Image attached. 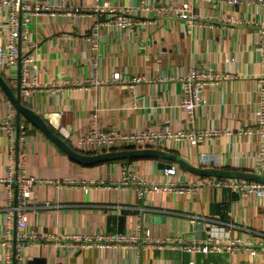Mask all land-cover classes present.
<instances>
[{
    "label": "crops",
    "instance_id": "1",
    "mask_svg": "<svg viewBox=\"0 0 264 264\" xmlns=\"http://www.w3.org/2000/svg\"><path fill=\"white\" fill-rule=\"evenodd\" d=\"M106 1L53 0L62 9L55 14L49 10L35 14L29 40L18 14L20 54L32 50L42 81L65 84L61 91H43L23 100L64 137L66 129L73 131L70 141L76 147L77 135L93 120L107 129L155 125L172 130L218 129L219 134L208 135L195 145L190 141L172 143L165 150L200 167L264 172L259 156L264 137L253 125L263 68L259 22L264 20V6L257 0H183L191 3L194 13L185 19L144 9L149 3L167 4L170 0H111L116 7L134 8L132 18L136 21L121 25L112 9H90ZM9 23V9L0 7V42L8 38ZM193 65H211L232 76L207 85L203 103L191 120L182 100L183 76ZM118 72L144 79L132 92L126 83L113 80ZM3 74L17 93L19 62L7 66ZM94 76L100 83H92ZM67 80L71 82L67 84ZM81 80L83 84H79ZM9 100L0 86V118L6 115ZM20 122L19 131L27 133L28 171L42 179L26 202L28 229L40 234L129 233L137 231L143 219L155 238L183 235L186 240L201 241L215 235L252 244L257 252H189L170 243L140 247L95 243L82 249L54 243L19 246L15 236L18 215L12 209L18 204L16 186L10 194L8 184L0 181V264H15L19 253L24 256L23 264H264V197L208 185L196 193L165 189L156 185L169 179L160 161L179 168L172 177L175 180L192 181L202 174L156 156L80 162L23 115ZM251 126L253 131L248 130ZM19 156L17 140L13 142L0 127V177L7 176L12 166H19ZM126 166L133 179L141 182H120ZM9 211L13 214L10 222L6 217ZM9 230L11 238L7 237Z\"/></svg>",
    "mask_w": 264,
    "mask_h": 264
},
{
    "label": "built area",
    "instance_id": "2",
    "mask_svg": "<svg viewBox=\"0 0 264 264\" xmlns=\"http://www.w3.org/2000/svg\"><path fill=\"white\" fill-rule=\"evenodd\" d=\"M53 0H0V7H6L10 11V31L8 38L5 42H0V72L5 73L6 68L11 65L20 64V86L21 94L23 98L30 99L31 96L39 92H56L61 91L64 83L53 81L44 82L38 76L37 70V57L32 50L20 54V44L18 41L19 34L22 31L19 28L18 14L21 13L24 20V28L26 32L24 37L29 40L30 38V25L32 19L37 13H47L51 11L55 14V11L62 9L58 3H52ZM100 1V0H99ZM105 1V0H104ZM171 3L165 4L164 2L149 3L144 8L147 11L155 10L159 14H177L185 19L194 17L192 12L191 3L183 0H170ZM232 2H238L239 0H230ZM257 3L264 6V0H257ZM90 9L94 12L104 11L112 9L116 14V21L121 25H131L136 21L132 18L134 14L133 7H116L112 4L111 0L106 2H98ZM258 22V21H257ZM260 49L262 55V73L259 77V102L256 109L253 125L259 130V133L264 137V20L260 21ZM31 46H34L31 43ZM231 72H222L215 67L209 65L206 67H198L193 65L190 67L188 73L183 76V100L182 105L188 110L191 120H194L197 115V109L203 103L204 91L208 84H214L222 81L224 78L231 77ZM144 78L137 75L132 78H127L118 72L114 76V81H122L126 83L132 92L137 90L138 82ZM92 83H100V79L92 77L90 79ZM71 81L67 80L69 84ZM79 84H83L82 80ZM21 123V122H20ZM19 125L16 121L15 105L11 100L8 101L7 113L3 118H0V127H4L7 130L8 135L12 141L17 140L19 156V166H12L9 174L5 177H0V181H5L8 184L10 194H14L13 187L16 186V196L18 198V204L13 206L12 209L18 215V229L16 238L19 246H26V244H44L50 243L63 244L71 247L72 249H82L84 247L93 245L95 243L103 246H111L122 243L124 246H133L152 243L154 245H163L165 243L178 244L184 247L189 252L194 251H210V250H240L245 249L251 254L257 252V247L252 244L244 245L239 240L231 238H223L219 236H211L206 240H186L183 235H176L168 239H160L153 237L150 228L146 226L143 219H140L137 231L134 232H118V233H100L98 235L85 234L81 232L75 233H58L49 232L46 234H40L35 230L28 229L29 215L27 211V200L33 195V187L42 179L38 176L32 175L28 171L29 153H28V140L27 133L25 131H19ZM249 131H253L251 126ZM220 133L218 129L208 128H179L178 130H172L167 126L155 125V127H144L134 130H123L120 128L107 129L96 120H93L89 128L81 132L76 137V145L85 152H99L103 150L113 149H125V148H141V147H159L166 149L171 147L172 143H182L190 141L192 144H197L199 140L208 135H217ZM65 137L72 139L74 132L66 129ZM260 161L264 165V144L260 153ZM131 168L126 166L124 174L121 179V183L129 184V181L141 182V180L133 179L134 176L130 174ZM263 172L262 170H259ZM166 174L169 179L157 183L160 187L165 189L171 187L175 191H181L185 193H196L203 185L212 187H229L234 191H238L243 196L255 195L259 198L264 197V182L236 178L226 176H214V175H202L197 176L192 181L175 180L172 178L179 173V168L176 165H171L165 168ZM113 185L107 184V187ZM125 185V186H126ZM90 186H86L89 189ZM149 189V188H148ZM151 189V188H150ZM143 193V191H141ZM8 222L13 218L12 211L6 212ZM11 231L7 233V237L11 238ZM24 256L19 253L15 259V264H23ZM6 264H11L7 262Z\"/></svg>",
    "mask_w": 264,
    "mask_h": 264
},
{
    "label": "water",
    "instance_id": "3",
    "mask_svg": "<svg viewBox=\"0 0 264 264\" xmlns=\"http://www.w3.org/2000/svg\"><path fill=\"white\" fill-rule=\"evenodd\" d=\"M0 86L8 95L9 99L16 106L18 113V124L20 122L21 116L23 115L34 123L38 128H40L49 138L55 141L66 153H68L72 158L84 162L92 163L101 160H112L118 158H133L142 156H156L165 158L171 161H175L185 167L186 169L202 174V175H214V176H226V177H236L251 179L264 182V172L253 171L250 169H240V168H216V167H200L191 163L188 159L181 156L177 152L165 150L157 147H141V148H125L116 149L111 151H103L97 153L85 152L77 149L72 145L67 138H65L61 133L55 131L47 122L45 116L38 110L33 108L31 105L24 103L23 96L21 94L20 79L18 84V92L15 93L12 85L9 83L5 75L0 72ZM172 163L167 161H160L161 167L171 166Z\"/></svg>",
    "mask_w": 264,
    "mask_h": 264
},
{
    "label": "rangeland",
    "instance_id": "4",
    "mask_svg": "<svg viewBox=\"0 0 264 264\" xmlns=\"http://www.w3.org/2000/svg\"><path fill=\"white\" fill-rule=\"evenodd\" d=\"M15 112H16V114H18V113H17L16 106H15ZM158 148H159V147H158ZM113 150H115V149H113ZM103 151H111V150H103ZM103 151H99V152H103ZM250 170L256 171V170H258V169H250Z\"/></svg>",
    "mask_w": 264,
    "mask_h": 264
},
{
    "label": "trees",
    "instance_id": "5",
    "mask_svg": "<svg viewBox=\"0 0 264 264\" xmlns=\"http://www.w3.org/2000/svg\"><path fill=\"white\" fill-rule=\"evenodd\" d=\"M8 79V78H7ZM8 80H10V79H8ZM24 101V100H23ZM24 103H26V101H24ZM72 145H74L69 139H67ZM76 147V146H75ZM77 149H79V150H82V149H80V148H78V147H76ZM83 151V150H82Z\"/></svg>",
    "mask_w": 264,
    "mask_h": 264
}]
</instances>
